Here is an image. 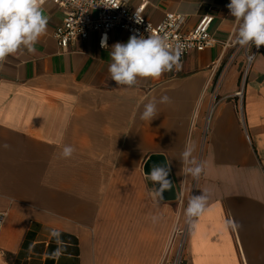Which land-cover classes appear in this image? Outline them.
Wrapping results in <instances>:
<instances>
[{"label":"crops","instance_id":"1","mask_svg":"<svg viewBox=\"0 0 264 264\" xmlns=\"http://www.w3.org/2000/svg\"><path fill=\"white\" fill-rule=\"evenodd\" d=\"M126 1L153 23L184 13L185 29L212 14L216 43L180 58L178 71L119 86L108 71L111 47L132 35L93 31L61 48L53 32L63 10L44 4L48 25L35 52L18 51L0 69V145L10 146L0 148V264L166 262L173 231L189 220L193 157L205 165L194 196L204 191L208 202L191 218L186 264H264V45L245 73L230 0ZM165 95L170 103L141 120L144 104ZM65 144L75 148L70 159L60 156ZM152 153L166 155L177 199L153 197L143 171Z\"/></svg>","mask_w":264,"mask_h":264},{"label":"clouds","instance_id":"2","mask_svg":"<svg viewBox=\"0 0 264 264\" xmlns=\"http://www.w3.org/2000/svg\"><path fill=\"white\" fill-rule=\"evenodd\" d=\"M119 7L115 0H108ZM46 0H0V64L5 59L27 49L29 53L35 52V44L42 34L47 30L48 19L43 15V6ZM108 7L107 5H105ZM230 15L237 22L235 32V44L244 48L253 45L259 48L264 45V0H230L227 5ZM140 19L137 18V23ZM102 48H108L107 36L104 35L100 41ZM182 44L174 46L167 43V38L161 35L144 36L132 35L127 43L117 42L111 47V63L108 71L111 80L119 86H133L140 78L159 79L164 73L174 69L180 70L182 65L180 57L182 55ZM170 103V98L165 95L159 101L152 100L144 104V110L140 113V119L151 121L157 115V104ZM8 144L0 145V148L7 149ZM195 146L186 147L181 158L185 163L189 162V157L193 156ZM75 152L72 145L65 144L62 147L60 156L70 159ZM190 163L196 165L194 168L186 169L194 179H198L205 170L203 162H197L193 157ZM170 169L165 165H154L151 173L145 175L153 183H159V189H153V197L162 199L163 191L171 187V181L167 178ZM208 194L204 191L201 195L191 196L188 206L185 209L186 217L195 223L207 210ZM224 226L235 227L234 221L225 220ZM50 235L55 238L57 245H63L60 233L52 230ZM62 248L58 247L52 253L53 257H59Z\"/></svg>","mask_w":264,"mask_h":264},{"label":"built area","instance_id":"3","mask_svg":"<svg viewBox=\"0 0 264 264\" xmlns=\"http://www.w3.org/2000/svg\"><path fill=\"white\" fill-rule=\"evenodd\" d=\"M63 10L64 18L61 24L54 29L53 36L61 48H68L78 40H85L93 32L108 34L114 29L124 30L131 35L144 36L161 35L167 38V43L182 44L183 58L191 50L203 51L216 43L210 29L214 15L204 14L192 29H185L187 15L181 12H168L158 23H153L143 12V7L132 8L126 0H115L119 7L108 0H46ZM107 5L108 7H106ZM137 18L140 22L137 23ZM247 66L250 68L255 55L261 46L245 47ZM0 64V69H1ZM243 98V90L238 92ZM209 120H207L208 124ZM197 179H193L192 196L195 194ZM7 218V211L0 210V233ZM191 220L183 226H177L173 231L171 242L166 251L167 260L162 264H186L185 249Z\"/></svg>","mask_w":264,"mask_h":264},{"label":"water","instance_id":"4","mask_svg":"<svg viewBox=\"0 0 264 264\" xmlns=\"http://www.w3.org/2000/svg\"><path fill=\"white\" fill-rule=\"evenodd\" d=\"M154 165H165L166 167L170 169L167 157L164 153L150 154L143 164L144 173L146 175H149ZM167 178L171 181V187L163 191L161 200H175L179 197V193L175 185L171 170L169 171V175ZM154 185H155V188L158 190L160 187L159 183H154Z\"/></svg>","mask_w":264,"mask_h":264},{"label":"rangeland","instance_id":"5","mask_svg":"<svg viewBox=\"0 0 264 264\" xmlns=\"http://www.w3.org/2000/svg\"><path fill=\"white\" fill-rule=\"evenodd\" d=\"M246 66H247V58L245 59V62H244V67H246ZM188 195H189V197L192 196V185H190V188L188 190Z\"/></svg>","mask_w":264,"mask_h":264}]
</instances>
